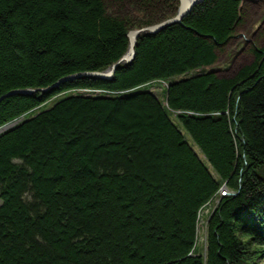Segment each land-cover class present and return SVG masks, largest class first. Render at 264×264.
Listing matches in <instances>:
<instances>
[{
  "label": "trees",
  "instance_id": "16d2710c",
  "mask_svg": "<svg viewBox=\"0 0 264 264\" xmlns=\"http://www.w3.org/2000/svg\"><path fill=\"white\" fill-rule=\"evenodd\" d=\"M178 4L0 0V127L15 123L0 133V264H258L250 246L263 245L253 225L264 214V46L231 76L174 81L217 62L242 24L240 0H205L141 36L133 62L110 80L9 95L106 70L126 53L128 30ZM160 80L167 103L148 90L67 94ZM223 183L236 194L220 198L205 254L195 255L197 213Z\"/></svg>",
  "mask_w": 264,
  "mask_h": 264
},
{
  "label": "rangeland",
  "instance_id": "374dc122",
  "mask_svg": "<svg viewBox=\"0 0 264 264\" xmlns=\"http://www.w3.org/2000/svg\"><path fill=\"white\" fill-rule=\"evenodd\" d=\"M240 9H241L242 24L236 27L234 36L227 42L223 50L221 52H218L217 62L213 64L212 66L205 67L204 69H198L196 71L188 72L185 75L175 77L174 81H180L185 78L199 75L205 71H208V72L216 71L219 76L228 77V76L233 75L242 66L250 64L253 61V56L250 53V49L255 48V47L261 48L264 46V0H240ZM110 10H113V7L110 8ZM131 11L133 13L137 12V10L134 8H131ZM175 14L176 12L174 14L170 13L169 15H167L166 19L172 18ZM166 19H163L162 21ZM139 28H142V27H139ZM134 29H137V28H134ZM141 36H144V35L139 34L137 38V45H138V41ZM135 56H136V48H135ZM133 60L127 65H130L133 62ZM116 71L114 72V74L116 73ZM114 74H113V77H114ZM87 78H91V77H87ZM168 83L169 81H161V80L153 81L148 85L138 86L133 89L122 90V91L101 92L99 90L88 91L86 89H76L75 91L67 92V94H70V95H75V94L81 95L82 94L86 96H99V97H111L112 96L113 97V96H125L127 94H132L133 92H136V91L148 90L152 94L156 95L162 103H167L165 94H166ZM60 84L62 83L61 82L58 83L56 87H58ZM50 105H52V99L51 101L49 100L45 104H43L42 105L43 107L41 106V109L47 108ZM170 118L174 123L178 124L176 120V113L172 112V114L170 115ZM22 119L23 118H20L19 120H17V122L21 121ZM8 124H11V123H8ZM12 124H15V123H12ZM178 127L184 133L188 142L198 152V149L194 146L190 136L184 132L180 124H178ZM213 175L215 178H218V176H216L215 173H213ZM218 203H219V195L217 196L215 195L208 204H205L202 207L204 209L200 213V217L198 218L199 221L197 223V238L199 237V239L196 243V250L194 251V253L196 252L195 254H198V255L205 254L206 226H207L209 218L213 215V212L215 211ZM244 238H247V237H244ZM251 248L254 249L255 254L258 255V258L256 259L258 261V264H264V245L258 247L257 244H255Z\"/></svg>",
  "mask_w": 264,
  "mask_h": 264
},
{
  "label": "water",
  "instance_id": "95a60500",
  "mask_svg": "<svg viewBox=\"0 0 264 264\" xmlns=\"http://www.w3.org/2000/svg\"><path fill=\"white\" fill-rule=\"evenodd\" d=\"M203 1L204 0H179L176 14L172 18L166 19L156 24L144 26L140 29L129 30L127 33V37H128L127 52L121 57V59H119L116 63L112 64L106 70L83 72V73L70 75V76L60 79L59 81H57V83L47 88H40L39 91H42V92L51 91L57 86L58 83L60 82L63 83L66 81H70L74 78H79V77H91V78H96V79H101V80L112 79L114 72L118 68H120L121 65H127L133 60L135 56V48L137 46V38L139 34H143L144 36L156 34L159 31L163 30L164 28L172 24L180 23L187 14H189L197 5L201 4ZM36 91L37 89H22V90L12 91L11 93H9V95H12V94L31 95V94H34ZM13 125L14 124L11 123V124L0 127V133L11 128Z\"/></svg>",
  "mask_w": 264,
  "mask_h": 264
},
{
  "label": "bare ground",
  "instance_id": "6f19581e",
  "mask_svg": "<svg viewBox=\"0 0 264 264\" xmlns=\"http://www.w3.org/2000/svg\"><path fill=\"white\" fill-rule=\"evenodd\" d=\"M197 6H198V5H197ZM137 29H140V28H137ZM86 90H88V91H93V90H95V89H86ZM37 91H39V89H37ZM37 91H36V92H37ZM99 91L104 92V90H99ZM40 92H41V93H47V92H42V91H40ZM197 149H198V148H197ZM194 151L199 155V157H200V159H201L202 161L206 162V164L208 165L210 171L214 173L212 167H211V166L209 165V163L206 161L205 157H204L203 154L200 152V150H198V152H197V150L194 149ZM213 173H212V174H213ZM203 209H204V208H201V209L198 211V213H197L198 217H197V218L200 217V213L203 211ZM239 216H240V215H239L238 213H236V217L239 218ZM258 220H259V221L253 225V229H255V230H257V231H260L261 238H262V243H263V245H264V214H263L262 216H260V217L258 218ZM198 221H199V220H198ZM198 239H199V237L196 238V243H197ZM203 241H204V240H203ZM250 241H251V240H250ZM203 243H204V242H203ZM205 244H206V240H205ZM255 244H256V243L252 240V242H251V247H253ZM195 248H196V244H195Z\"/></svg>",
  "mask_w": 264,
  "mask_h": 264
}]
</instances>
